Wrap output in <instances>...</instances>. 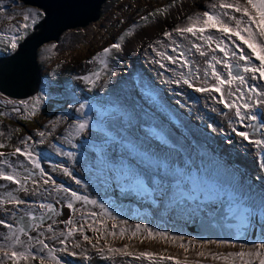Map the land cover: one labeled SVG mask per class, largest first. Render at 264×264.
I'll return each instance as SVG.
<instances>
[{
    "label": "rangeland",
    "instance_id": "1",
    "mask_svg": "<svg viewBox=\"0 0 264 264\" xmlns=\"http://www.w3.org/2000/svg\"><path fill=\"white\" fill-rule=\"evenodd\" d=\"M213 3L216 8L210 7ZM100 9L96 20L65 30L58 41L47 43L38 50L37 60L43 67V85L36 96L29 99V104L0 96V105L7 103L6 107L19 109L1 112L0 143L4 144V148H0V152L10 156L16 147H25L20 145L25 136H31L33 139L27 141L28 150L40 162V168H34L20 155L27 163L18 167L17 162L13 165L8 162L18 167L12 173L16 171L23 178L24 187L29 190L39 187L41 190L35 196L21 191L22 199L26 204L38 207L40 202L52 203L60 213L57 218L73 220L69 227L62 220L56 222L59 225H53L58 238L62 231L66 235L69 228L82 227V231L78 230L82 238L77 239L80 235H76L78 231L74 232L66 240V247L47 239L52 235L47 229L43 239L52 243L60 264H176L177 261L180 264H259L264 258V250H254L252 246L264 241V237L221 245L207 243L210 240H196L187 232L190 224L214 216L219 202L215 204L213 198L217 195L222 197V193H227L226 200L234 197L244 206L254 205L258 216L264 218L260 212V207L264 208V168L261 167L264 154L231 130L233 126L241 131L251 132V129L244 128L236 120L234 112H229L212 99V96L218 99L219 93L195 90L196 87L215 84L212 70L208 67L209 63L215 62L211 60L212 56L206 59L199 56L202 58L199 62V53L191 47L190 40L200 44L201 48H207L216 46V39H224L229 53L238 51L236 45L240 41L235 37L229 40L216 29H209L204 34L214 37L210 45L198 39L199 33L197 36H182L172 32L177 26H187L189 16L204 11L219 15L225 10L220 9L218 0H106ZM158 9L164 11L158 12ZM31 11L42 12L21 0H3L0 4V57L15 51L10 48L9 41L18 30L17 26L23 23L24 14ZM227 11L231 14V10ZM235 15L239 16L238 13ZM141 17L148 19L141 20ZM231 23L234 26V21ZM134 24L135 28L132 27ZM32 28L19 43L32 33ZM153 28L158 31L148 44L139 40L141 33ZM129 29H132V35L125 36L121 49H112L109 55L103 57L106 65L100 61L88 63L104 48L120 42L119 37ZM165 31L172 32L170 38L164 37ZM130 44H137L142 55L146 53L148 57L149 51H152L155 56L146 59L148 63L140 67L135 62L137 57L127 52ZM177 45L179 47L174 52L172 49ZM241 47L248 51L246 46ZM158 52L165 53V56L157 55ZM181 52L189 61L187 68L181 67L179 62ZM168 55L175 57L177 62H169L165 58ZM216 57L227 59L234 65L233 72L244 75L249 84L259 83L264 87V80L252 81L250 73H243V61L231 55L225 57L220 51ZM157 58L165 65L164 68L155 62ZM252 59L259 64L254 57ZM80 65L82 67L79 68ZM215 67L227 77V70L222 64ZM181 72L193 87L189 88L182 80L178 84L165 82L180 79ZM94 73H99L100 78L93 86L91 81L96 80ZM84 76H88L89 81L82 80ZM237 87L247 94V89L237 81L231 88L225 86L226 93H234L226 98L243 103L238 99ZM38 96L39 102L35 100ZM85 101L90 105L85 111L92 116V129L77 135L75 121L81 118L77 109ZM116 105L118 109L114 107ZM215 107L217 112L212 111ZM220 110L229 118L227 123L230 127H224L220 119L213 117L219 115ZM259 116L264 118V108L259 110ZM38 132H44L45 136L40 137ZM40 140L44 142L37 143ZM68 140L77 147L72 148ZM149 144L158 154L148 148ZM60 151H72L76 157L71 159L60 155ZM57 165L68 167L73 177L80 179L82 184L77 185L75 179L65 176ZM5 166L8 167V164ZM40 169H43L44 176L40 175ZM34 175L39 176L38 184L30 181ZM46 175L79 195L95 199L97 205L75 201L66 193L52 192L51 185L42 183L47 179ZM25 177H28L26 181ZM44 188H47L46 192ZM49 193L52 195L49 196ZM152 196L158 200H162V196L172 197L174 210L183 208L188 213L184 216L164 215L146 205L148 200H153ZM185 198L189 201L185 202ZM57 199L61 202L57 203ZM69 200L76 210L70 209L72 214L67 218L66 204ZM180 202L183 205L178 206ZM100 204L107 211L100 208ZM21 206L24 208L27 205ZM121 207L124 213L117 211ZM132 207L131 213L129 210ZM28 208L30 210V205ZM136 225L147 228L137 229ZM148 229L152 232L151 236ZM6 230L4 234L9 235V230ZM161 232L168 235H156ZM85 235L89 238L87 241L83 239ZM4 237L0 233V241ZM61 248L65 250L60 251ZM109 248H126L131 255L110 252ZM255 251H260L261 255H255ZM140 252H150L152 256L137 258ZM239 252L245 255H227ZM43 255L45 264H53L48 254ZM6 264H11V261H6ZM27 264H39V255L36 260L29 259Z\"/></svg>",
    "mask_w": 264,
    "mask_h": 264
},
{
    "label": "snow or ice",
    "instance_id": "2",
    "mask_svg": "<svg viewBox=\"0 0 264 264\" xmlns=\"http://www.w3.org/2000/svg\"><path fill=\"white\" fill-rule=\"evenodd\" d=\"M3 3V0H0V4ZM220 9H224L221 14L217 15L215 13H209L208 11H204L202 14H196L193 16H189L188 20L190 23L187 26H177L172 30V32H175L179 35L184 34H190L191 36H197V33L200 35L198 36V39L204 41L207 44H211L214 40V37L212 35H204L205 32H207L209 29H216L218 32H220L222 35L226 36L229 40L232 39V37H235L236 40L240 41L239 45H236L237 50L231 51L229 53L227 47L224 44V40L222 39H216V46L217 49L225 54V57H228L231 55V57L238 58L240 61L244 62V67L242 68L243 73H250L251 74V80L252 81H259L264 80V0H233V2L229 3L228 0H218ZM216 4L213 3L210 5L212 8H216ZM231 10V14L229 11ZM158 12H163L164 9H158ZM236 13L239 14V16L235 15ZM156 13H151L150 15H155ZM45 13L40 11H31L28 13H25L23 16V23L17 26L16 33L11 37V40L9 41V46L12 50H16L19 46V41L23 39V36L27 34L28 29L30 27H35L40 22V18L43 17ZM202 17V19H201ZM222 17H227V19H223ZM148 17H141V20H147ZM234 21V26L231 22ZM133 28L136 27L134 24L132 26ZM172 32L165 31L163 33L165 38H170L172 35ZM132 35V29H129L125 32L123 36L119 37V41L117 43H113L110 45V47H106L102 50V52L97 53L95 56L92 57V60L88 61V63H92L93 61H100L101 63H105L106 61L103 59V57H106L110 54L112 49L120 50L122 46V41L124 40L125 36H131ZM157 43H160V41H157ZM175 43V41H173ZM241 45L246 46L248 51L246 52L244 47H241ZM54 47V46H53ZM149 47H152L151 45ZM179 45H177L172 50L175 52ZM191 47L196 50V52L199 53L200 56L205 57L207 56V53L202 50L201 45L195 42H192ZM155 51V49H153ZM250 52V55H249ZM157 55L164 57L165 53L158 52ZM185 54L183 52L180 53V64L181 67H189V61L184 59ZM255 58V60L259 61V64H256L253 62L252 58ZM169 62L176 63L177 60L173 56H166L165 57ZM211 60L215 63H209L208 67L211 68V76L215 80V84L209 86V87H196L195 90L197 92L202 93H219V98L217 99L216 96H212V99L216 101L218 104H222L225 109H227L229 112H234V116L236 120L247 129H251V132L249 131H241L238 130L236 127H232L231 130L233 133H235L236 136L242 138L243 141H246L250 145H254L257 150H259L262 154H264V118L259 116V110L261 108H264V87H261L259 83L256 84H249L246 77L244 75H238L233 72L234 65L229 63L227 59L220 60L217 59L216 56H212ZM156 63L160 64L161 68H164L165 65L160 63V61H155ZM222 64L224 69L227 70V77L223 76L219 71H217L215 65ZM198 71V70H197ZM258 73V75H257ZM191 74V73H190ZM93 75L96 76V80L91 81L93 86L95 85L96 81L99 80L100 76L99 73H94ZM205 76H207V72L205 73ZM194 78H199L198 76H195ZM84 81H89L88 76L81 77ZM181 80L184 84H186L189 88L193 87V84L189 81L188 78H186L185 74L183 72L180 73V79L173 80V81H165L170 83H180ZM239 82V85H242L243 88L247 89V94L243 91L241 87L236 88V92L239 93L238 99L242 100L243 103H236L235 101L228 100L227 96L234 95L233 92H225V86L228 88H231L232 84L234 82ZM207 81L205 80V83ZM179 95V94H178ZM35 100L39 102L40 97H36ZM116 109L119 108L118 105L114 106ZM86 108H90V105L88 101H85L83 103L79 104V107L77 109V112L80 113L81 118L75 121V130L77 135L84 133L86 131H89L92 129V116L88 114V112L85 111ZM18 111V109H17ZM212 111H216L215 108L212 109ZM35 114L34 112L32 113ZM0 115H3V113H0ZM247 121V123H245ZM210 128H212V125H209ZM19 131V129L17 130ZM40 137H44V132H38L37 133ZM259 138H256V137ZM33 138L31 136H25L20 143L24 144L25 147L22 149L20 147H16L15 151L11 153V155H20L25 157L26 160H28L34 168H40V162L35 157L34 153L28 150L27 141L32 140ZM43 140L38 141L37 143H43ZM72 148H76L77 145L73 143L71 140L67 141ZM0 148H4V144L0 143ZM60 155L67 156L71 159H75L76 154L72 151H60ZM6 153L0 152V164H8L9 167H12L11 164L8 163V161L2 159L5 157ZM57 168H60L65 176L73 177V173L69 170L68 167H62L60 165L56 166ZM261 167L264 168V161L261 163ZM40 175L44 176L45 173L43 169H40ZM28 177H25L24 180L26 181ZM0 181H9L12 184L18 185L20 191H23L26 195H32L35 196L38 193H40V188H36L33 190H29L28 188L24 187L23 183L17 178V175H14L12 173L6 172L4 169L0 168ZM43 185H51L52 192H62L68 194L71 198H73L75 201H83L85 204H92L97 205V201L95 199H89L87 196L79 195L76 191H71L69 188L64 187L62 184H58L54 179H52L51 176H48L47 179L43 180ZM75 183L77 185H81L82 181L80 179H75ZM33 184H38L37 181L33 180ZM43 191H47V188H44ZM52 193H49V196H51ZM56 199V197H53ZM61 201L57 199V203H60ZM10 204L12 205L14 210L5 209L6 212L10 211V217L15 218L17 216V213L20 211L18 206L20 205H26V201L24 199L13 197L11 194H9V198L7 201L0 199V207H3L4 204ZM66 207L68 209H71L75 211L74 205L71 200L68 201L66 204ZM100 208L107 211L105 206L103 204L99 205ZM39 208L41 210L46 209L47 213H55L56 215H59L60 213L56 212V209L54 208L52 203H40ZM229 210L234 214V218L238 220V222L241 225H246L251 219H254L255 213H256V207L254 205L250 206H242L240 203H237L232 197H230V206ZM261 215L264 216V208L260 207ZM45 213L44 215H41L39 217L35 216L31 211L23 212V215L20 216V222L19 223H9L7 220L0 218V226L3 228H6L9 230V235L5 236L4 239L6 241H10V243L7 244H0V253H3L2 256H0V264H6V261H11V264H21L23 261L24 264H27L29 259L36 260L37 255L39 254V264H45V256L43 255L44 251L47 250L48 256L52 260L53 264H60V260L52 255V253L55 251L54 248L50 247V245L46 242L45 239H40L37 236H33L30 234L31 230L32 232H36L37 230L43 228L42 223H32V221H35L39 219L40 221H43L47 215ZM25 217H27V222L25 221ZM47 219L51 220L52 223H49L47 225V232L52 233L51 236H48L47 239L49 240H57L58 237L55 233V230L53 228V224L56 223L55 219L52 216H47ZM62 223H65L67 225H72L73 220L71 218H68L67 220L62 221ZM141 227L147 228V226H141L136 225L137 229H140ZM81 230L82 227H72L69 228L67 231V234L62 231L59 233L58 243L61 245H65L66 247V240L73 235L74 232ZM149 236L152 235V232L150 229H148ZM44 231L39 232V236H44ZM115 235V233H113ZM123 235V233H121ZM135 235V233H133ZM156 235H159L161 237H166L167 233H157ZM26 237L27 239H22L21 237ZM83 239L87 241L89 238L88 236H84ZM207 243H219L221 245L226 243H231L230 241H207ZM39 246L37 249L36 246ZM19 248L23 250H18ZM183 247V245H181ZM79 247V245H77ZM243 247V245H241ZM34 249L33 251H30L29 249ZM254 250H264V241H262L259 244H254L252 246ZM65 250L64 248H61L60 251ZM110 252H117L122 255H131V253L126 251L125 249H108ZM203 255V253H201ZM228 256L237 255L240 257H243L245 255L244 252L239 253H228ZM251 255V253H249ZM255 255L260 256V251H255ZM152 256V253L150 252H140L138 254L137 258L140 257H148L150 258ZM219 258V257H214ZM227 258V257H225ZM161 259H170V257H162ZM176 264H180L179 261L176 262ZM259 264H264V258H261L259 261Z\"/></svg>",
    "mask_w": 264,
    "mask_h": 264
},
{
    "label": "water",
    "instance_id": "3",
    "mask_svg": "<svg viewBox=\"0 0 264 264\" xmlns=\"http://www.w3.org/2000/svg\"><path fill=\"white\" fill-rule=\"evenodd\" d=\"M21 1L41 9L45 15L11 55L0 57V96L13 100L36 96L42 80L41 67L37 62L38 50L47 43L58 41L65 30L85 26L96 20L106 0ZM17 109L12 106L6 109L0 105V113ZM229 206L230 200H227L218 207L214 216L194 222L188 228L189 234L213 241H230L231 244L246 242L249 239L251 220L241 225ZM24 219L27 222V217ZM35 221L43 222L39 219Z\"/></svg>",
    "mask_w": 264,
    "mask_h": 264
},
{
    "label": "flooded vegetation",
    "instance_id": "4",
    "mask_svg": "<svg viewBox=\"0 0 264 264\" xmlns=\"http://www.w3.org/2000/svg\"><path fill=\"white\" fill-rule=\"evenodd\" d=\"M20 145H22V144H20ZM150 145L151 144H149V147L148 148H151L154 152H156L152 147H150ZM145 148L146 149H148L146 146H145ZM157 153V152H156ZM158 154V153H157ZM17 158V159H16ZM20 156L18 155H10V156H5V157H3L2 159H4V160H6V161H10L11 162V164L13 165V164H15L16 162H17V165H18V167H19V165H21V164H24V163H27V162H24V160L21 158V162H20ZM6 164H0V168H2V169H4L6 172H9V173H12V170L14 169V170H16V168H18V167H16L15 165L14 166H12V167H6L5 166ZM15 173V175H18V173L15 171L14 172ZM14 173H12V174H14ZM39 176H37V175H34V176H31V180L30 181H33V180H35V181H37V178H38ZM46 177H47V175H46ZM21 182H22V177L21 176H19L18 175V177H17ZM41 178H43V177H41ZM38 183H39V181H37ZM9 186H8V185ZM6 185V186H5ZM10 191V192H8V190ZM19 193V194H18ZM21 193V191H20V189H19V186L18 185H15V184H12L11 182H9V181H0V199H3V200H5V201H7L8 200V198H9V194H11L13 197H18V198H21L22 199V195L20 194ZM223 195H222V197H220V195H217V198H213V202L216 204L217 202H219L218 203V205L216 204V206H217V209H218V207L222 204V203H224L225 201H227L226 200V198H227V193H222ZM233 199H234V197H232ZM133 200V199H132ZM189 201V199L188 198H185V202H188ZM40 203H42V202H40ZM44 203H47V202H44ZM182 203V202H181ZM27 206L26 207H24V208H22V206L20 205V206H18V208L20 209V211L17 213V216L15 217V218H11L10 217V211H8V212H6L5 211V209H7L6 208V206L8 207V209L9 210H14L13 209V207H12V205H10V204H7V203H5L4 204V206L3 207H0V218H3V219H5V220H7L9 223H13V222H15V223H19L20 222V216L21 215H23V212H27V211H31L35 216H37V217H39V216H41V215H44L45 213H47V210L46 209H44L43 211H41L40 209H39V207H38V205H32V204H26ZM30 205V210H29V208H28V206ZM136 204H134V206H135ZM181 205H183V203L181 204ZM32 207H35L36 209H33ZM55 208V207H54ZM56 209V208H55ZM217 209L215 208V210L217 211ZM132 210H133V207H132V209L131 210H129L131 213H132ZM117 211L118 212H123L124 213V211H123V209H122V207L121 208H117ZM56 212H57V210H56ZM75 212V211H74ZM71 214H72V212H71V210L70 209H66V215H68L67 216V218L68 217H70L71 216ZM215 215V214H214ZM47 216H52L54 219H55V217H56V219H55V221L57 222V221H59V220H62L63 221V218H57V215L55 214V213H47V215H46V217H45V219L43 220V222H42V224H43V228H41V229H39V230H37L36 232H32L31 230H29L30 231V234L31 235H33V236H37L38 238H40V239H43L44 237H45V235L44 236H39V232L40 231H44V233L46 234V229H47V225L49 224V223H52V221L51 220H49V219H47ZM204 218H207V217H204ZM204 218H202V219H204ZM210 218V217H209ZM202 219H200V220H202ZM200 220H198V221H200ZM197 222V221H196ZM32 223H38L39 224V222H36V221H32ZM55 224H57V223H55ZM55 224H53V225H55ZM193 224V223H192ZM192 224H190V226L192 225ZM57 225H59V224H57ZM61 226V225H60ZM69 226H71V225H68V227ZM189 226V227H190ZM189 227H187V232H188V228ZM62 229H63V224H62ZM61 229V230H62ZM7 230H6V228H3L2 226H0V233H2L4 236H7V235H5L4 234V232H6ZM188 234H189V232H188ZM76 235H80L79 237H76L77 239H81L82 238V234L78 231L77 232V234ZM191 235V234H190ZM191 236H193V235H191ZM196 240H210V241H213V240H211V239H208V238H197V237H195V236H193ZM22 239H27L26 237H21ZM59 238H61V237H59ZM58 238V239H59ZM58 239L57 240H53V243H56V242H58ZM47 242V241H46ZM7 243H10V241H6L4 238L0 241V244H7ZM48 243V242H47ZM49 245H50V247H52V248H54V246L52 245V243H48ZM36 248L38 249L39 248V246L37 245L36 246ZM18 250H23V249H21V248H19V246H18ZM30 250V249H29ZM32 250H34V249H31L30 251H32ZM55 252V251H54ZM53 252V253H54ZM43 254H48L47 253V250H45L44 251V253ZM39 255V254H38ZM54 256H55V253H54ZM57 257V256H56ZM57 258H59V257H57ZM63 262H66V263H68L67 261H64V260H62ZM78 262V261H77Z\"/></svg>",
    "mask_w": 264,
    "mask_h": 264
},
{
    "label": "bare ground",
    "instance_id": "5",
    "mask_svg": "<svg viewBox=\"0 0 264 264\" xmlns=\"http://www.w3.org/2000/svg\"><path fill=\"white\" fill-rule=\"evenodd\" d=\"M157 31H158L157 28L156 29L153 28L149 31H145V32L140 34L139 40H142L146 44H148L149 40L153 39V36L157 33ZM222 40H224V39H222ZM192 41L190 40V43H192ZM224 42L226 44L225 40H224ZM138 48L139 47L137 44H130L129 46H127V52L131 55L136 56L137 58L135 59V62H137V64L140 67H143V65H146L148 63V60H146V59L152 58L153 56H155V54L152 51H149V54L147 57L145 55L146 53H143L144 55H142L141 49H138ZM202 50L207 53V56H205L203 59H206V58L213 56V55L219 56V51L217 50V46H215V45H210L207 48L204 47V48H202ZM199 56L200 55H198V57ZM157 61H158V58H157ZM201 61H202V58L199 57V62H201ZM37 62H38V60H37ZM81 65L83 66V64H81ZM81 65L79 66V68L82 67ZM40 67H41V74L43 76V73H42L43 67H42V65H40ZM158 69H160V68H158ZM189 71H190V69H189ZM194 72H196V69H194ZM155 73L159 74L157 71ZM42 79H43V77H42ZM42 85L43 84H42V80H41L39 88ZM13 101L18 102V103H24V104H29V102H30L29 99H21V100H13ZM1 103H3V102H1ZM1 106L5 107L6 109L9 108V106L6 107L7 103L1 104ZM216 107H215V109H216ZM221 111L222 110H220V112H218L219 115L215 114L213 117H216V119H220L222 121L224 127H226V126L230 127V125L227 123L229 121V118H227V116L223 115V113ZM6 112H8V111H6ZM215 112H217V109ZM185 143L187 144L188 141H185ZM152 199L153 200H148L146 205L152 207L153 209H158L164 215L170 214L171 216H174V215L180 216L182 214L184 216L185 213H188L187 210L183 209V208L180 209L179 211L174 210L175 209L173 206L174 200L172 199V197L162 196V200H158L152 196ZM260 237H264V218H260L258 216V214L255 213L254 219H251V221L249 223V238L258 239Z\"/></svg>",
    "mask_w": 264,
    "mask_h": 264
},
{
    "label": "clouds",
    "instance_id": "6",
    "mask_svg": "<svg viewBox=\"0 0 264 264\" xmlns=\"http://www.w3.org/2000/svg\"><path fill=\"white\" fill-rule=\"evenodd\" d=\"M228 200H230V199H228ZM226 202V201H225ZM238 203V202H237ZM178 204H180L181 205V202L180 203H178Z\"/></svg>",
    "mask_w": 264,
    "mask_h": 264
},
{
    "label": "trees",
    "instance_id": "7",
    "mask_svg": "<svg viewBox=\"0 0 264 264\" xmlns=\"http://www.w3.org/2000/svg\"><path fill=\"white\" fill-rule=\"evenodd\" d=\"M100 11H101V9H100ZM27 37V36H26ZM211 197V196H210Z\"/></svg>",
    "mask_w": 264,
    "mask_h": 264
}]
</instances>
